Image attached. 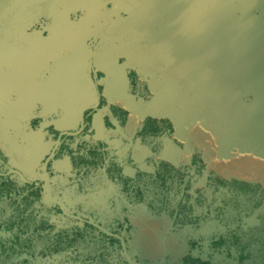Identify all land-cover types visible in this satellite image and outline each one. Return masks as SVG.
I'll list each match as a JSON object with an SVG mask.
<instances>
[{"label":"flooded vegetation","instance_id":"flooded-vegetation-1","mask_svg":"<svg viewBox=\"0 0 264 264\" xmlns=\"http://www.w3.org/2000/svg\"><path fill=\"white\" fill-rule=\"evenodd\" d=\"M169 1L0 0V264H264V117L220 121L255 16Z\"/></svg>","mask_w":264,"mask_h":264},{"label":"water","instance_id":"water-1","mask_svg":"<svg viewBox=\"0 0 264 264\" xmlns=\"http://www.w3.org/2000/svg\"><path fill=\"white\" fill-rule=\"evenodd\" d=\"M170 2V1H169ZM174 3V0H171L170 3ZM219 3H223L226 5H238L242 11V15L245 13L247 15L254 14L255 17H253L255 20L253 21V25H255V29L253 27H249L246 30H248V33L245 32V35L250 36L252 38V46L246 47V49L242 50V58H238V62L240 63V71L237 75L238 79L232 78V75L236 77L237 71L234 70L231 75H226V89H225V109L221 110L225 112V118L228 120L230 119H236L239 116L243 117L244 113L243 111L245 110V113L249 112L250 110L252 111V117H264V0H210V3L212 5H217ZM247 11H244L246 10ZM246 18V16H244ZM246 27H244L245 29ZM253 31H252V30ZM230 34V31H227L225 33L226 36ZM213 43L210 44V50L214 51L215 49L212 47ZM202 50V48L200 49ZM206 50V49H203ZM225 51H233L229 47L228 44H226ZM235 51V50H234ZM239 51V50H237ZM252 53H255L257 57H250V56H255L251 55ZM230 59V58H229ZM228 59V60H229ZM140 60V59H138ZM138 60H130L131 62H136ZM201 59H193L188 61L186 57H178L175 61H172L169 65L171 68H175L178 71V74H188L192 70L196 69L198 63L200 62ZM232 62H235L234 58H232ZM141 63V60H140ZM133 65L136 66L135 63ZM196 75V74H193ZM252 76L253 80L255 78V83L257 84L258 88L256 89L254 86L252 88H243V84H248L249 77ZM255 85V84H254ZM257 90V92H255ZM183 93L185 95V99L187 100L189 98L190 92L188 90L183 89ZM216 93V92H215ZM247 93L246 95H244ZM255 93V95H253ZM172 96V95H171ZM211 93V97H212ZM249 96V97H247ZM240 97L242 99H249L252 97V104L241 106L242 109L240 110V113L235 111V107H238V104L236 105L235 101L239 100ZM180 98H176L175 100H172L170 97L168 98L167 102L164 103L163 107L155 101L156 107L158 109L164 111L165 108H168L169 115L174 114V110L176 109L178 111L177 116L179 118H182L185 116V112L187 110L184 109L185 106H187V101H178ZM212 100V98H210ZM172 102V105L170 103ZM184 106V107H183ZM162 108V109H161ZM239 108V107H238ZM157 109V112H158ZM174 109V110H173ZM156 109L152 110L154 112ZM165 114L167 111H164ZM230 127L233 124H228ZM225 127V136L228 134V130ZM234 128H231V134L233 132ZM257 134H261V138L264 140V128L259 127L256 130ZM236 132V131H235ZM230 133V132H229Z\"/></svg>","mask_w":264,"mask_h":264},{"label":"rangeland","instance_id":"rangeland-1","mask_svg":"<svg viewBox=\"0 0 264 264\" xmlns=\"http://www.w3.org/2000/svg\"><path fill=\"white\" fill-rule=\"evenodd\" d=\"M170 2H171V0H170ZM173 3V2H172ZM150 13V12H149ZM162 29V28H161ZM148 33H155L156 32V30L155 29H150V30H148L147 31ZM83 38L85 37V35L84 36H82ZM86 51V50H85ZM82 62H83V65H82V68H84L83 69V71H85V68H86V66H87V63H88V60H87V56L85 57V55H84V57H83V60H82ZM132 64L133 63H135L136 64V66L134 65V67L135 68H138L139 66H140V60H138V61H134V62H131ZM130 66H131V64H130ZM82 75H84V72H82ZM84 77V76H83ZM86 84V81L85 82H83V85H85ZM84 87V86H83ZM85 90H86V87H85ZM91 94V93H90ZM90 99H91V97H90ZM253 99V98H252ZM153 101H156V100H153ZM131 103H132V105L131 106H129V109H132L133 110V108L135 109V110H138L140 107H139V105H138V103H135L134 104V102H133V100L131 101ZM155 103L156 102H152L150 105H149V107L147 108V112L144 110L143 111V114L146 112L147 114H152L153 112H152V110H154V109H158V107H156V105H155ZM84 104V103H83ZM184 107V106H183ZM141 109V108H140ZM184 109L185 110H187V106H185L184 107ZM174 110V109H173ZM177 113H178V111H176V110H174V114H172V115H169V117H171V118H174L175 117V119H174V121L176 122V124L178 125V126H180V129H181V135H182V139H183V141H184V143H185V145L187 146V147H190L193 143H196L195 142V137L194 138H190V136H189V132H188V130H189V127H186V126H184V123L182 122V120H184V119H177ZM225 116V115H224ZM168 117V116H167ZM203 120V119H202ZM224 120H225V122L226 123H228V124H233L231 127H230V125H228V127H226L227 128V130H228V134L230 135V137L232 138V134L233 135H235L234 133H235V131H238V125H236V124H238V122L240 121H238V122H235V121H233L234 119H232V121L230 120V119H220V121H222V126H224L225 124H223V122H224ZM99 121V120H98ZM262 121H264V119L262 120ZM244 124H245V122H244V119H241V124L239 123V128H240V131L242 132V133H244V128H247L248 126H249V124H247V126L245 127L244 126ZM225 126H227V124L225 125ZM231 128H234V129H232L233 130V132H232V134H231ZM216 129V128H215ZM199 131V130H198ZM225 131V130H224ZM230 132V133H229ZM216 135H217V132L215 133ZM195 136V135H194ZM200 139H202V138H196V141L197 140H200ZM224 139V137L223 138H219V139H216V142H222V141H227L228 139L226 138L225 140H223ZM202 142L203 143H206L207 141H204L203 139H202ZM202 144V143H201ZM207 144V143H206ZM203 145V144H202ZM207 156L209 157V158H211V157H213V155H212V153L210 152V153H207Z\"/></svg>","mask_w":264,"mask_h":264},{"label":"crops","instance_id":"crops-1","mask_svg":"<svg viewBox=\"0 0 264 264\" xmlns=\"http://www.w3.org/2000/svg\"><path fill=\"white\" fill-rule=\"evenodd\" d=\"M187 60L190 61V60H193V58H189V59L187 58Z\"/></svg>","mask_w":264,"mask_h":264}]
</instances>
